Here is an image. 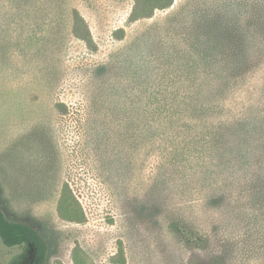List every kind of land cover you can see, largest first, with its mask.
<instances>
[{
    "label": "rangeland",
    "instance_id": "rangeland-1",
    "mask_svg": "<svg viewBox=\"0 0 264 264\" xmlns=\"http://www.w3.org/2000/svg\"><path fill=\"white\" fill-rule=\"evenodd\" d=\"M223 1L0 0V203L39 230L45 264H264V176L248 146L226 162L171 108L197 93L174 55L214 49L205 16ZM175 16L204 36L170 33ZM263 79L261 63L216 118L246 108ZM37 259L0 239V264Z\"/></svg>",
    "mask_w": 264,
    "mask_h": 264
},
{
    "label": "trees",
    "instance_id": "trees-1",
    "mask_svg": "<svg viewBox=\"0 0 264 264\" xmlns=\"http://www.w3.org/2000/svg\"><path fill=\"white\" fill-rule=\"evenodd\" d=\"M223 3L219 4L214 14L205 16L206 19L210 18L209 21L212 20L215 24L217 23L216 29H213L217 35L215 44H212L214 49L209 45V52L202 53L195 46L187 52L176 51L174 55L179 60L186 58L191 62L185 69L187 71L186 76L182 73L176 76L178 83L184 85V79L181 80L180 76L186 77L189 88L192 89V85L193 92L197 93L195 96L191 92L182 93L171 107L172 113L178 122H181V117L186 116L187 123L192 119L196 123L200 122L204 129H208L207 132L204 131L203 133L215 143L217 153L222 154L223 160L226 162L234 163L237 160V156L232 150L234 146L247 145L249 148L248 157L252 158L251 161L247 160V167H254V171L259 170L264 176V79L259 96H255L249 105L235 117L230 118L227 123L216 118L218 114L223 112L222 101L229 97L230 90L237 86L245 76L252 74L261 63H264V0H225ZM230 9L231 14L224 12ZM229 15H232L234 19ZM177 19V16L173 17L172 22L167 26L170 33L177 34L180 32V34L190 38L198 36L199 40L204 36L200 30L189 29L186 23H178ZM241 41L242 44L240 45ZM240 46H242L241 49L238 48ZM194 54L197 57L203 55L205 60L197 61ZM208 56L210 57L208 58ZM201 72L207 75V78L201 79L197 75ZM178 89L180 90L177 92L184 91L183 87ZM181 104H186L189 109L185 108V111L180 113ZM209 118L218 120V122L211 124L208 122ZM198 125L193 124L191 126L195 130ZM179 127L186 129L188 125ZM253 164L260 168L252 166ZM211 179L214 181V177ZM258 191V195L257 193L253 195V200L264 202V188ZM262 207L263 210L260 213L264 215V206ZM75 215L78 218L81 216L80 212L76 210ZM251 220L257 224L261 221L258 214L252 216ZM262 225L264 227V223ZM252 233L259 234L253 230ZM0 239L9 248L32 246L38 258L35 264L46 263L48 246L39 230L31 224L8 218L1 203Z\"/></svg>",
    "mask_w": 264,
    "mask_h": 264
}]
</instances>
